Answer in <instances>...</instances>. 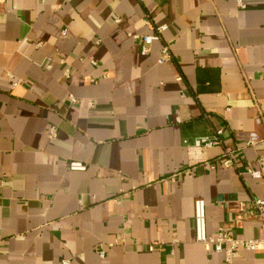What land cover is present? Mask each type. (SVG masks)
Here are the masks:
<instances>
[{
    "label": "crops",
    "instance_id": "1",
    "mask_svg": "<svg viewBox=\"0 0 264 264\" xmlns=\"http://www.w3.org/2000/svg\"><path fill=\"white\" fill-rule=\"evenodd\" d=\"M242 2L0 0V264H264L194 228L203 198L209 235L264 236V0Z\"/></svg>",
    "mask_w": 264,
    "mask_h": 264
},
{
    "label": "built area",
    "instance_id": "2",
    "mask_svg": "<svg viewBox=\"0 0 264 264\" xmlns=\"http://www.w3.org/2000/svg\"><path fill=\"white\" fill-rule=\"evenodd\" d=\"M240 5H244L240 0ZM167 28L166 25H161L157 28L155 34H146L141 36L142 47L141 53L146 55L150 52L151 44L154 40L161 37L162 31ZM170 59V52L167 47L164 48L162 56L159 58V62H164ZM72 103H76L78 98L74 95H70ZM224 133L223 128H219L212 135H203L195 138L193 146L196 148L213 147L218 144H222L221 135ZM58 134V129L55 126L50 127L49 135L54 138ZM258 135L255 132H251L246 139L248 145L256 143ZM220 162L225 167H233L236 165L235 150L230 145H224V151L220 156ZM72 170H84L86 164L79 161H72L69 164ZM243 175H252L254 177H262V172L259 170L248 169L242 172ZM195 213H194V228L195 238L197 242L211 243L215 246V249L219 252L225 251L227 260L230 262L241 248L248 250H258L264 247V236L255 238H237L231 231L224 228H219L214 235H209L207 232V212L206 202L203 198H197L195 200ZM255 216L261 221V226L264 230V199L255 200ZM150 250L154 249V245H151ZM67 263V262H65Z\"/></svg>",
    "mask_w": 264,
    "mask_h": 264
}]
</instances>
